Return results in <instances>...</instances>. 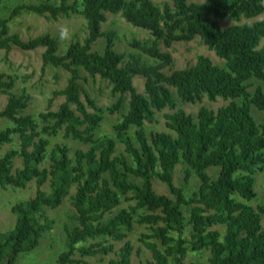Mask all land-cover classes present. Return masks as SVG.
Masks as SVG:
<instances>
[{
	"label": "trees",
	"instance_id": "16d2710c",
	"mask_svg": "<svg viewBox=\"0 0 264 264\" xmlns=\"http://www.w3.org/2000/svg\"><path fill=\"white\" fill-rule=\"evenodd\" d=\"M3 1L0 49L7 54L14 47H41L42 66L61 68L68 79L63 88L52 91L46 110L37 116L24 113L28 106L24 93H10L0 110V118L10 124L0 129V148L17 144V150L0 156V189L35 183L33 196L10 207L13 227L0 230V264H16L19 254L38 245L54 223L45 209L57 207L72 186L75 224L64 226L65 249L57 264H83L86 257L110 253L114 257L106 264H130L133 247L126 237L133 222L149 230L141 242L150 259L140 264H184L188 251L202 249L209 251L207 264H264V206L248 203L256 196L254 175L264 165V122L251 114L252 107L264 112V88L256 85L249 90L252 79L264 82V18L226 27L215 20L257 18L264 12V0H170L161 5L152 0H37L10 8H4ZM22 13L54 21L79 15L86 22V37L59 53L57 39L48 33L25 40L10 32L9 23ZM108 14H119L149 33L146 40L129 41L137 52L127 58L114 48L115 33L101 29ZM102 36V50L92 49ZM195 37L224 64L198 55L193 64L165 72L172 64L166 49ZM81 69L106 80L116 100L104 108L97 106L80 82ZM135 77L143 78L142 92L135 88ZM13 85V77L1 72L0 93ZM125 94L126 109L112 125L115 138L97 136L103 112H121ZM57 96L64 99L50 110ZM203 97L225 103L216 110L201 106L195 117L177 108V99L195 103ZM165 108L172 110L164 114L169 131L147 132L144 123L153 122L154 114ZM59 132L88 148L76 149L73 156L66 144L49 148ZM118 142L123 152L115 154ZM15 156L21 166L13 168ZM180 160L199 179L188 197L173 183ZM210 166L219 167L215 178L206 172ZM188 176L187 169L185 179ZM153 179L165 183L168 192H157ZM47 182L49 190L44 188ZM122 200L133 203L114 212ZM215 225L223 226L222 237L212 228ZM110 241L122 245L115 249Z\"/></svg>",
	"mask_w": 264,
	"mask_h": 264
},
{
	"label": "rangeland",
	"instance_id": "374dc122",
	"mask_svg": "<svg viewBox=\"0 0 264 264\" xmlns=\"http://www.w3.org/2000/svg\"><path fill=\"white\" fill-rule=\"evenodd\" d=\"M25 1H37V0H4L3 7L10 8L16 5L18 2ZM154 3L161 5L162 2H170V0H152ZM190 2H202L203 0H189ZM1 8L3 9V7ZM264 12L257 16V18L245 19L241 18L236 22L230 19H215L221 27H226L233 23H242L245 21H251L255 19H263ZM67 27L70 32V37L67 39H60L58 32L62 27ZM10 32L17 33L22 39H28L37 35L48 33L55 37L58 42V52L62 53L66 46L72 41H83L87 34L86 22L83 17L79 15H71L69 17H61L58 20H50L44 17L22 13L18 15L9 23ZM101 29L104 32L115 33L114 36V48L117 52L123 53L125 58L130 53L137 52L134 50L129 41L132 38L146 40L149 38V33L141 28L133 27L126 23L119 14H108L107 19L101 25ZM264 43V40L262 41ZM105 44L104 37L98 38L92 49L101 51ZM43 48L38 47L34 50H22L19 48H12L7 54L3 49H0V73L9 74L13 77L14 85L11 89L0 93V110L7 102V98L10 93L25 94L28 98V106L24 110V113L37 116L38 113L43 112L47 108V100L52 97V91L55 89L63 88L68 79V72L61 68H54L50 66L43 67L41 61V54ZM170 52L172 57V64L169 68L165 69V72L170 73L175 69H182L196 61L198 55L208 56L213 63L223 65L224 60L217 57L212 50H209L200 40L199 37H195L190 41H178L174 42L170 48L166 49ZM146 61L152 60L146 56H143ZM82 78L80 80L83 88L92 97L97 106L106 107L112 104L117 94L112 95L111 85L104 79H101L98 75L90 76L84 70L81 69ZM253 85L249 90H253L256 85H261L264 88V82L252 79ZM134 85L138 92L143 91V78L135 77ZM173 91V96L176 94ZM52 105L50 110H56L57 106L63 101V96H57L52 98ZM128 94L124 95L123 105L121 112H114L109 114L106 111L103 112V120L99 127L96 129V135H109L114 137L112 125L117 122L121 113L125 111L127 106ZM221 98L216 101H209L206 97H203L201 102L195 103H183L177 99V108H182L186 113L196 116L198 109L201 106L216 110L220 105L224 104ZM91 110V109H89ZM172 112L171 109L165 108L160 112L154 114V120L151 123L145 122L144 127L146 131H169L164 125V114ZM251 114L257 122H264V112L259 111L255 107L251 108ZM6 125H10L7 119L0 118V129ZM115 138V137H114ZM51 145L55 143H63L69 147V154L73 156V152L76 149L86 150L87 145H83L79 142L73 141L70 138H64L62 132H59L56 137L50 139ZM9 149L17 150V144H5L0 148V156ZM123 152V145L117 143L115 154ZM48 164V160L46 161ZM21 162L18 156L14 157L13 168L20 167ZM189 170V176L186 177V170ZM218 166H210L206 169L208 175L215 178L218 173ZM254 190L256 192L255 198L248 203L253 207L264 206V165L262 169L256 171L254 175ZM138 180V179H133ZM173 183L177 187H181L184 190L186 197L190 196L199 184V179L193 170L187 167V165L181 160L176 164L173 173ZM153 187L157 192H168V187L165 183L157 179H153ZM44 188L49 190V183L44 184ZM35 183L32 181L27 184L25 188H11L7 187L0 189V230L11 229L15 223V215L10 211V207L21 200L27 199L34 195ZM74 193V186L69 189V194L65 195L61 203L55 208H46V215L51 218L54 223L50 230L46 231L40 239L38 245L29 252L21 253L16 258V264H57V257L65 249V231L64 226L71 227L75 222L72 220L74 208L71 203L70 196ZM131 201H121L120 205L114 210L117 212L120 208H126ZM137 213H143L142 210H138ZM136 217V215H135ZM261 224L264 227V215L261 216ZM213 229L222 233L224 228L222 225H215ZM149 233V230L145 225H138L133 222L132 230L127 233L126 240H128L132 247V254L130 257V264H140L147 259H150V252L143 246L141 242L142 234ZM185 237H188L187 229L184 232ZM89 240L87 243H89ZM157 244V240H154ZM115 249H118L122 242L110 241ZM114 254L110 253L105 256L86 257L83 264H106L109 258H113ZM209 257L208 249H202L200 251H188L184 264H207Z\"/></svg>",
	"mask_w": 264,
	"mask_h": 264
},
{
	"label": "clouds",
	"instance_id": "9594fccd",
	"mask_svg": "<svg viewBox=\"0 0 264 264\" xmlns=\"http://www.w3.org/2000/svg\"><path fill=\"white\" fill-rule=\"evenodd\" d=\"M58 36L60 39H67L70 37V32L68 30V28L65 26V27H62L59 32H58Z\"/></svg>",
	"mask_w": 264,
	"mask_h": 264
}]
</instances>
